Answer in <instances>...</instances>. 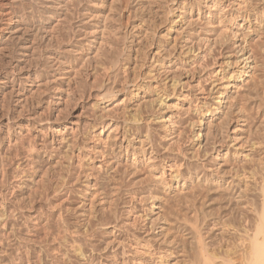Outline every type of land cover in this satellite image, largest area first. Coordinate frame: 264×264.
Instances as JSON below:
<instances>
[{
	"label": "bare ground",
	"instance_id": "bare-ground-1",
	"mask_svg": "<svg viewBox=\"0 0 264 264\" xmlns=\"http://www.w3.org/2000/svg\"><path fill=\"white\" fill-rule=\"evenodd\" d=\"M250 1L205 0L206 15L179 0L168 25L174 43L157 39L145 75L168 90L135 85L130 100L91 105L120 116L158 100L147 118L90 112L65 124L79 75L93 67L99 87L108 39L122 38L111 29L113 2L0 0V99L12 101L0 117V264H264V56L253 48L264 44V8L248 13ZM134 3L139 42L151 37L146 16L163 5ZM227 7L245 14L234 17L235 43L222 40ZM124 59V70L138 67ZM210 66L218 70L201 74ZM188 131L192 147L181 151ZM229 241L238 263L212 253Z\"/></svg>",
	"mask_w": 264,
	"mask_h": 264
},
{
	"label": "rangeland",
	"instance_id": "rangeland-1",
	"mask_svg": "<svg viewBox=\"0 0 264 264\" xmlns=\"http://www.w3.org/2000/svg\"><path fill=\"white\" fill-rule=\"evenodd\" d=\"M127 1V2H126ZM161 1V4L160 5H163V6H161L160 8H159V10L160 9H162V10H158L159 11V15L158 16H156V17H154L155 15H151V17H150V15L148 14L146 17H148L149 19H148V21L147 22H145L143 25H145L146 26V24H147V26H150L149 28H150V35L149 36H151V37H147V38H144L143 40L142 39H140L141 41H139L138 42V39H136L135 37H138L137 36V32L138 31H136V29H134L133 30V32L131 31L132 30V27L134 26V25H137V24H140V22H141V19L140 18H135L134 19V8H135V5H136V3H134L135 2V0L133 1V0H114V1H112L111 0V3L113 2V13H110V14H114V17H116V19L115 20H113V25L112 26H115V27H111V29H114V30H116L117 28H119V32H121V33H119V32H117V34H119V36H121L122 38H120V40L119 41H117V40H114V39H108V45H107V48L105 49V66H106V69L105 70H107V71H105L106 73H105V77H103L102 78V80H101V82H102V84L101 85H103V86H99L98 87V85H95V86H93L91 83H90V81H91V79H92V77L94 76L93 74H94V68L93 67H88L87 69H86V71H82L83 73H81V75H79L80 77H78V79H77V81H80V82H78L77 84H76V87L78 86V88L77 89H75L74 90V94H73V96L71 97V101L73 100V102H71L70 101V103H69V107H68V111H71L70 112V115L65 119V121L63 122V123H65V124H68V123H70L72 120H75V117L76 116H78V115H80L81 117H82V115L83 116H85V117H88V118H86V119H89L91 116H89V114H90V112L91 113H93L94 111H92L93 109H92V107H91V105H93L94 106V104L96 105V103H97V100H101V101H103V103H105L104 105H106L107 103H108V105H110V104H113V103H115V102H118V101H122L124 98H127V99H129V97L131 98V96L133 95V94H136V93H134V92H136L137 90V88L139 87V86H142V87H146V86H148V85H152V88H151V90H153V91H155V90H163V92H165V91H167L168 89H167V86L168 85H170L168 82L166 83V85H164L165 83L164 82H159L158 80H154V81H151V82H149V80L146 78L147 76H149V74L151 75V71H152V68H154V65H155V63H156V60H157V58L155 57L154 59H152L151 57H153L152 56V54H151V50L153 51L154 49H156V47L158 46V43H159V41H162V43H163V45H165V46H168V44H171V45H173V43H174V41H173V38L170 36V35H168V27L170 26V23H169V20L172 18V17H174L175 15L174 14H176V13H174L171 9L175 6V4L179 1V0H160ZM181 1V0H180ZM190 1H192V2H194L195 4H200L201 5V10L202 9H205L204 8V6H205V0L203 1V0H190ZM196 1V2H195ZM225 1H228V2H232V1H234V2H236V3H238L239 1H241V0H225ZM238 1V2H237ZM163 3V4H162ZM256 3V4H255ZM257 3H258V1L256 0H252V2L250 1V4H248V6H247V9L245 10L246 12H248V13H257V12H259V11H261L263 8H264V0H259V3H258V5H257ZM261 3V4H260ZM134 4V5H133ZM254 6V7H256L255 9H254V7L252 6V5ZM127 5V6H126ZM259 7V9H258V7ZM261 6V7H260ZM115 7H116V9H115ZM164 7V8H163ZM252 7V8H251ZM118 8V9H117ZM133 9V10H132ZM170 9V10H169ZM165 10H166V12H165ZM251 10V11H250ZM259 10V11H258ZM114 11H116V12H114ZM110 12H112V10L110 11ZM202 12H204V13H206V15L208 14V11L205 9V10H202ZM161 13H162V16H161ZM169 15L170 13V16H168L167 14ZM238 13V14H237ZM245 13V12H244ZM227 14V15H226ZM236 14V15H235ZM241 14H243L242 12L240 13L239 11H236V10H234V9H232L231 7L229 8V7H227L226 9H225V13H224V15L226 16V20L224 21V25H226V26H224V29L226 30H224V36H223V38H222V40H224L225 42H227V43H235L236 41H239V37L238 36H235V34H233L232 33V31L234 30V22H235V18H237L238 16H240ZM243 15H245V14H243ZM233 16V17H232ZM236 16V17H235ZM132 17V18H131ZM154 17V18H153ZM158 17H162V18H160V19H158ZM168 17H170V18H168ZM228 17V18H227ZM232 17V18H231ZM235 17V18H234ZM138 19V20H137ZM166 19H168V20H166ZM136 20V21H135ZM150 20H152V21H150ZM116 21V22H115ZM167 21V22H166ZM151 24H150V23ZM117 25H115V24ZM160 23V24H159ZM166 23H167V25H166ZM132 24V25H131ZM155 24V25H154ZM119 25H120V27H119ZM130 25V26H129ZM154 25V26H153ZM159 25H160V27H159ZM169 25V26H168ZM117 27V28H116ZM157 27V28H156ZM116 28V29H115ZM228 30H227V29ZM138 29V28H137ZM130 30V31H129ZM156 30V31H155ZM231 32H230V31ZM167 31V32H166ZM134 32H136V33H134ZM157 32V33H156ZM166 32V33H165ZM228 32V33H227ZM264 33L263 31H260V33ZM133 33H134V35H133ZM124 34V35H123ZM127 34V35H126ZM162 37H161V36ZM164 35V36H163ZM227 35V36H226ZM264 35V34H263ZM128 36V37H127ZM131 36V37H130ZM133 36V37H132ZM160 36V37H159ZM169 38H168V37ZM233 36V37H232ZM171 37V38H170ZM264 37V36H263ZM131 38V39H130ZM135 38V39H134ZM166 38V39H165ZM122 39V40H121ZM132 41L133 40V43L130 41V40ZM159 41H158V40ZM113 40L114 41H116L117 42V44H116V42H113ZM124 40H127L126 42H125V45H124ZM144 41V42H143ZM152 41V42H151ZM247 41V40H246ZM109 42H111V43H109ZM142 42L144 43L143 45H142ZM165 42V43H164ZM122 43V44H121ZM153 43V44H152ZM130 44V45H129ZM139 44V45H138ZM156 44V45H155ZM66 45H67V43H66ZM113 45V49L112 48H109V47H111ZM134 45V46H133ZM259 46L260 45H262V46H260V48H259V46H256V47H253L254 48V50H255V52H257V53H259V54H262V56H264V44H258ZM122 46H124V47H122ZM136 46H138V47H136ZM115 47V48H114ZM117 47V48H116ZM118 47H120V48H118ZM132 47V48H131ZM148 47V48H147ZM258 47V48H257ZM127 48V49H126ZM135 48V49H134ZM150 48V49H149ZM253 48L251 47V49L253 50ZM120 49H122V50H120ZM134 49V50H133ZM138 49V50H137ZM144 49V50H143ZM149 49V50H148ZM258 49V50H257ZM260 49V50H259ZM146 50V51H145ZM263 51V53H262V51ZM109 51H112V52H109ZM118 51V52H117ZM109 52V53H108ZM125 52V53H124ZM131 52V53H130ZM115 55H113V54ZM133 53V54H132ZM123 54V55H122ZM114 56V58L113 57H111V56ZM128 55H130L131 56V62H133L134 64L135 63H138L137 65H138V67H136V68H134L133 70L131 69V72H130V69H125L124 70V67H125V65H126V61H125V59L124 58H126V56H128ZM136 55V56H135ZM118 56V57H117ZM145 56V57H144ZM216 56H217V62H222V61H224V60H226L227 59V56H225V55H218V54H216ZM148 57V58H147ZM116 58H118V59H116ZM136 59V60H134V59ZM179 58H181V60L183 59L184 60V58H185V56L183 55V54H180L179 55ZM107 59V60H106ZM124 59V60H123ZM142 59V60H141ZM152 59V60H151ZM118 60V61H117ZM158 61V60H157ZM107 63V64H106ZM109 63H110V65H109ZM122 63H124L123 65H122ZM109 65V66H108ZM116 65V66H115ZM136 65V64H135ZM121 66V67H120ZM149 66V67H148ZM123 67V68H122ZM117 68H122L123 70L122 71H124L123 73H122V71H121V75L119 76V77H114V75H113V73L114 72H116V70H117ZM91 69V70H90ZM204 69H206V70H204ZM204 69H202V73L201 74H205V73H208V71L210 72V71H214L215 69H217L218 70V68H217V66H210V67H204ZM111 70V71H110ZM126 70H128V71H126ZM136 70V71H135ZM93 71V72H92ZM109 71H110V74H109ZM154 71V70H153ZM152 71V72H153ZM86 72V73H85ZM113 72V73H112ZM127 72V73H126ZM134 72H136V74L134 75L133 73ZM84 73H85V75H84ZM111 73H112V75H111ZM132 73V74H131ZM107 74V75H106ZM138 74V75H137ZM140 74V75H139ZM84 75V76H83ZM90 75H91V78H90ZM110 75V76H109ZM137 75V76H136ZM145 75H146V77H145ZM82 76V77H81ZM87 76H88V78H87ZM123 76V77H122ZM110 77V78H109ZM135 77H136V80H135ZM145 77V78H144ZM85 78V79H84ZM88 80H87V79ZM107 78H109V79H107ZM129 78V79H128ZM133 78V79H132ZM139 78V79H138ZM80 79V80H79ZM81 79H83V80H81ZM107 79V80H106ZM113 79V80H112ZM148 81H147V80ZM182 79V78H181ZM87 80V81H86ZM90 80V81H89ZM120 80H123V81H121V82H119ZM135 80V81H134ZM83 81V82H82ZM105 83H104V82ZM88 82V83H87ZM133 82V83H132ZM83 83V84H82ZM147 83V84H146ZM157 83V84H156ZM160 83V84H159ZM162 83V84H161ZM164 83V84H163ZM80 84V85H79ZM87 84V85H86ZM124 84V85H123ZM168 84V85H167ZM122 85V86H121ZM135 85H139V86H135ZM81 86H83V87H81ZM97 86V87H96ZM164 88H166V89H164ZM87 87V88H86ZM112 87V88H111ZM126 87V88H125ZM157 87V88H156ZM158 87H159V89H158ZM85 88V89H84ZM106 90H105V89ZM114 88V89H113ZM79 89V90H78ZM110 89V90H109ZM112 89V90H111ZM77 90V92L75 93V91ZM123 90V91H122ZM125 90V91H124ZM136 90V91H135ZM161 90V91H162ZM91 92V93H90ZM106 92V93H105ZM131 92H133V94L131 93ZM138 92V91H137ZM100 94V95H99ZM102 94V95H101ZM108 94V95H107ZM264 94V92H261V95H263ZM92 95V96H91ZM104 95H107V96H104ZM6 96H8V95H6ZM4 97V98H1L0 100V110L2 111V110H9L10 108L9 107H11L12 106V101H11V98H10V100L9 101H11V102H9L8 101V99H9V97ZM101 96H104L103 98H101ZM128 96V97H127ZM96 97V98H95ZM174 97H176V96H173V98ZM130 100V99H129ZM261 100H262V103H263V105H262V108L260 109V111L259 112H262L261 114L262 115H264L263 113H264V95L263 96H261ZM6 101V102H5ZM1 102L3 103L2 104V107H1ZM5 102V103H4ZM9 102V103H8ZM36 101L35 100H33V103H30V110H32L31 112H34L37 108H36V103H35ZM129 102V101H128ZM157 102H158V100L157 101H153L152 102V107H151V104L150 105H148V106H144V108H143V110L141 109L140 110V113L142 112V114H139V112H138V114H136L137 112H130V111H126V113L125 114H121L120 116H119V113H116L115 111H110V112H108V114H107V112H100V111H97V110H95V112H96V114L97 115H99V117H100V115L101 114H103L104 113V115H107L106 117L108 118V120H113V119H115V120H113V121H122V120H127V121H130V120H133V119H136V118H139V116L138 115H141V117L142 118H147L148 116V114L147 113H144L146 110H148L149 108L151 109V108H153V107H155L156 105H157ZM6 104H7V106H6ZM10 104V105H9ZM3 105H5V106H3ZM127 105H128V103H127ZM155 105V106H154ZM87 106V107H86ZM5 107L7 108V109H5ZM146 107V108H145ZM251 107V105L250 106H248V109ZM1 108H3V109H1ZM91 109V111H89V109ZM94 108V107H93ZM84 109V111H82ZM87 110V111H86ZM7 111H6V114H7ZM4 111H2V112H0V117L1 116H4V114L5 113H3ZM89 112V113H88ZM94 112V113H95ZM113 112V113H112ZM257 112V111H256ZM255 111H254V114L256 113ZM88 115H87V114ZM111 113L113 114V115H111ZM115 113V114H114ZM78 114V115H77ZM85 114V115H84ZM95 114V115H96ZM144 114V115H143ZM146 114V115H145ZM96 115V116H97ZM104 115H102V116H104ZM112 117H111V116ZM117 115V116H116ZM122 115H123V118H122ZM125 115H127L126 117H124ZM131 115H133V116H131ZM143 115V116H142ZM112 118H110V117ZM114 116V117H113ZM131 116V117H130ZM135 116H137V117H135ZM234 116H236V115H234ZM85 117H83V119H85ZM106 117H104V120H105V118ZM117 117V118H116ZM140 117V118H141ZM2 118V117H1ZM1 118H0V121H1ZM91 118H93V117H91ZM90 118V119H91ZM106 118V119H107ZM120 118V119H119ZM124 118H129V119H124ZM89 119V120H90ZM68 122V123H67ZM264 128V127H263ZM83 130L84 131H82V130H79L78 131V133L77 134H79L78 136L80 137H85L86 136V133L87 132H89L90 134L94 131V129H91L90 127H88V128H83ZM93 130V131H92ZM195 130H197V128H195ZM264 130V129H263ZM194 131V130H193ZM193 131L191 132H187V134L185 135V137H187V138H185L186 140V142L188 143V145L186 144V143H184V144H182L181 143V145H178V146H180V150L181 151H183L184 149H187V147H189L190 148V146H191V143H192V141L193 140H191V141H189V140H187L188 138H192V136L193 135H191V134H193ZM82 133H83V135H82ZM89 133H87V134H89ZM81 134V135H80ZM80 137V138H81ZM190 138V139H191ZM177 146V147H178ZM186 147V148H185ZM192 147V146H191ZM178 149H179V147H178ZM183 149V150H182ZM176 150H177V148H176ZM160 170V169H159ZM84 180V179H83ZM82 180V181H83ZM130 180V179H129ZM133 189L135 190H140V187L138 186V188L137 187H133ZM125 194H127L126 192H124ZM140 205H144V204H139V206ZM145 222H146V218H142L141 219V221H139V223H138V228H142L143 226V224H145ZM64 226H66V224H64ZM70 226V225H69ZM142 226V227H141ZM82 230V229H81ZM232 242V245L230 244V246H229V243H231ZM229 241L228 243H226V244H223L222 246L223 247H220V248H217L215 251H213L212 253H214L215 254V256L217 257V255H218V260H220V259H229V258H231V260H235L236 261V263H238V261H239V259H240V257L239 256H241V254H240V252L238 251V252H236L238 249H237V245H236V242H233V241ZM227 245V246H226ZM233 247V248H232ZM221 249V250H220ZM220 250V251H219ZM227 250V251H226ZM217 251H219V252H217ZM222 252V253H221ZM236 252V253H235ZM238 253H239V256H238ZM217 254V255H216ZM234 254V255H233ZM238 260V261H237ZM219 262H221V261H216V264H222V263H219ZM178 264H189L188 262H186V261H181V262H179Z\"/></svg>",
	"mask_w": 264,
	"mask_h": 264
}]
</instances>
